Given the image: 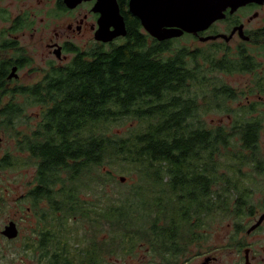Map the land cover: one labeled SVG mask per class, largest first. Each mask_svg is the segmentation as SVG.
<instances>
[{
  "label": "trees",
  "instance_id": "1",
  "mask_svg": "<svg viewBox=\"0 0 264 264\" xmlns=\"http://www.w3.org/2000/svg\"><path fill=\"white\" fill-rule=\"evenodd\" d=\"M58 10H66L62 1ZM132 17L124 16L127 34L120 43H93L86 50L70 44L71 60L46 74L43 96L31 99L41 110L38 128L23 138L11 132L12 139L17 152L36 161L35 195L51 198L52 191L55 214H67L62 220L85 215L93 223L97 218L83 211L81 195L112 181L117 170L136 179L123 194L101 201L120 208L98 210L100 219L129 223L134 236L146 234L149 220L197 221L202 228L209 215L222 214L227 200L239 195L225 169L230 161L254 162L261 125L236 114L235 129L210 127L204 117L211 109L223 111L220 104L231 99L210 90V75L224 70V63L210 66V44L192 48L157 41ZM1 107L0 125L6 128L21 111L11 101ZM124 119L140 126L126 135L113 133L111 127ZM9 158L0 160V169L11 165ZM153 207L156 218L149 217ZM183 227L161 229L173 237Z\"/></svg>",
  "mask_w": 264,
  "mask_h": 264
},
{
  "label": "flooded vegetation",
  "instance_id": "2",
  "mask_svg": "<svg viewBox=\"0 0 264 264\" xmlns=\"http://www.w3.org/2000/svg\"><path fill=\"white\" fill-rule=\"evenodd\" d=\"M60 1L64 6L63 0H55L57 10ZM129 1L116 0L126 34L124 16L127 19L133 16L140 24V20L129 11ZM147 1L158 3L160 0ZM51 2L52 0H0V109L13 100L31 101L43 96L39 91L43 90L41 84L46 79V74H50L56 66L67 64L73 57L68 49L74 43L67 34H82L93 38L97 30L100 15L92 12L95 0L81 3L72 10L64 6L66 10L61 13L69 17L65 20L66 31L61 33L55 31L52 20H45L42 16L44 8ZM85 4L89 5L86 12L76 16L71 14ZM149 6L151 5L146 7L149 14L161 15L160 4L152 5L153 11ZM225 6L221 17L212 21L206 30L196 34L182 33L178 38L162 42L173 44L179 39H187L192 48L210 44V66L216 62H223L225 65L224 70L213 73L232 80L228 84L222 81L220 87L210 90L217 89L223 95H230L231 99L227 101L229 103L242 99L247 103L243 106L237 102V106L231 109L224 107L222 112L226 115L227 123L211 126L228 132L235 129L233 122L236 114L247 121L257 119L261 129L256 156L251 160L257 162L261 171L264 169V162L259 160V142L264 132V115L253 114L261 112L264 101V0H253L236 8V0H226ZM141 29L149 36L142 26ZM26 35L38 37L36 41L42 48L38 67L35 65L37 62L33 63L35 59L32 51L27 46L25 49L22 46ZM124 37H118L111 43ZM207 37L210 40L203 41ZM93 43L98 42L93 39ZM12 70L14 76L9 77ZM40 72L41 76L38 75ZM23 73L27 77H22ZM243 76H248L247 80L241 79ZM18 106L22 113L19 104ZM36 115L39 116L38 113ZM3 126L0 125V131L4 129ZM23 127L19 125L16 128L23 132L26 128ZM37 128L36 124L34 129ZM23 137V134H19V138ZM239 146L242 148L240 143ZM28 155L25 154L26 157ZM2 176L4 175L0 174V180L4 179ZM36 176L35 172L31 174L28 183L23 185L24 190H21L10 205L14 215L0 230V264H264V191L258 201L252 190L245 188L237 190V197L227 200L223 213L218 214L227 221H210V248L207 246V254L204 256L200 244L203 238L208 237H199L197 221L187 223L149 220L145 223L147 230L144 236H134L133 229L128 227L129 223L106 221L110 232H114L112 236L102 235L100 227L95 237L70 236L67 230L70 219L62 220L61 218L67 217L62 211L55 214L53 192L49 191L51 198L35 195L38 192ZM0 191V202L5 204L4 197L9 192L7 188ZM117 208L120 207H109L110 210ZM157 209L153 207L154 215H150V218L157 217ZM98 217L101 218V215ZM10 223L15 225L17 231L14 239L1 234ZM172 224L185 227L176 231V236H163L166 229L161 227ZM14 241H18L17 250L10 247Z\"/></svg>",
  "mask_w": 264,
  "mask_h": 264
},
{
  "label": "rangeland",
  "instance_id": "3",
  "mask_svg": "<svg viewBox=\"0 0 264 264\" xmlns=\"http://www.w3.org/2000/svg\"><path fill=\"white\" fill-rule=\"evenodd\" d=\"M55 0H52L47 7L44 8V14L42 15L45 20L48 18L54 22V28L56 32H63L65 30V20L69 17V15L63 16L60 11L57 10L56 4L54 3ZM89 9V5L85 4L78 8L77 10L73 11L71 14L73 16H76L78 13H84ZM49 16V17H48ZM61 25L63 27H61ZM68 38L73 41L74 44L77 46H82L85 50L90 48L93 44V38H88L87 35H78V34H67ZM37 38H32L30 35H26V37L23 39L24 44L22 43V46L25 49V46L28 47V50L31 52L33 58L35 61L33 63H36V67H38L41 61L40 54H41V46L37 43ZM64 40V38H63ZM120 43V42H116ZM173 45L175 46H184V47H192V44L190 40L187 39H179L176 41ZM196 45V43L194 44ZM39 76L42 75V72L38 74ZM22 77H27L26 73H23ZM220 77V78H218ZM228 77V76H227ZM247 77H242L241 79H246ZM213 80V81H212ZM210 81L211 85L210 88L214 87H220L221 82L223 81L225 84H228L232 80H227L222 74L213 73L210 75ZM212 95V93H210ZM210 95V106H215V101L213 100L212 96ZM203 100L198 99V103L202 102ZM252 101V100H251ZM14 104H19L22 113L20 117L13 120V123L10 126H3L4 129H1L0 131V159L4 157L6 154L10 155L9 162L11 165L7 168L0 169V174L4 175L2 176L4 179L0 180V190H3L7 188V191L9 192L5 199V204L3 202H0V230L3 227V224H6V222L13 217L14 212L11 211L10 205L13 204L14 198L21 192V190H24V186L26 183H28V180L35 172V166L36 161L32 159L29 155L28 157L25 156L24 153H19L16 151L15 141L12 139L15 135V133H11L16 131L18 134H23V136L28 135L34 130V127H36V124L40 121L39 116L37 117V113L41 114V110L39 106H32L30 100H25L23 102H19L17 100L11 101ZM204 102V101H203ZM238 103H241V105L245 106L247 103L242 99L240 101H237ZM236 103H221L220 107H228L229 109L235 108L237 106ZM206 106V105H205ZM261 112L257 111V114L254 113L253 116H256L258 114L264 115V101L262 102V108L260 110ZM204 120L207 124L212 125H218V124H226V115L221 110H215L211 109L210 112L207 114V116L204 117ZM23 125L25 129H23V132H19L17 130V126ZM140 126L138 121L135 120H129L124 119L120 121L117 124H114L111 127V131L113 133H117L119 135H126L131 130L137 129ZM33 129V130H32ZM11 133V137H8L6 135V132ZM19 137V135H18ZM259 148H260V156L259 160L264 162V132L261 135V139L259 142ZM237 150V149H234ZM236 157H238V154H236ZM259 165L257 162H251L247 164L241 163V161H230L229 165L226 167L225 172L228 174V176L231 178V182H233L238 191H241L242 189L252 190L253 196H255V200L258 201L260 199V195L262 191H264V176L263 172L264 169L258 170L257 167ZM260 167V166H259ZM104 171L101 169V172ZM113 173L112 181L107 182L104 186H98V188L93 189L90 192H83L81 195L80 200H82L85 204L83 206V211L87 212L89 216L95 217L93 223H88L87 219L85 218V215H76L74 219H70V222H68L69 226L67 230L69 231L70 236H80V237H95L97 236L98 227L102 230V235H109L112 236L114 232H110V229L108 228V224L106 220H102L98 217L99 211L103 210L104 208L109 207L102 205L101 201H104L105 197L111 198L114 195L123 194L127 191V188L125 185H129V182L132 180H135L136 178L131 175L130 177H125L123 174L117 173V170H112ZM120 178H124V182L120 181ZM102 187V188H101ZM1 192V191H0ZM6 205V208H5ZM95 208L97 211H95ZM5 209V210H4ZM99 210V211H98ZM219 214V213H218ZM218 214H212L211 216H208V219L205 221V226L202 228H198V234L199 237H208V239L203 238L201 241V248L200 250L202 253H204V256H206V248L209 246L210 248V221L215 223H225L227 220H224V216L221 217ZM197 219V218H196ZM100 222V223H98ZM98 223V224H97ZM120 236V235H119ZM18 241H14L11 243L10 247L17 250ZM14 253V252H13Z\"/></svg>",
  "mask_w": 264,
  "mask_h": 264
},
{
  "label": "water",
  "instance_id": "4",
  "mask_svg": "<svg viewBox=\"0 0 264 264\" xmlns=\"http://www.w3.org/2000/svg\"><path fill=\"white\" fill-rule=\"evenodd\" d=\"M90 0H63L67 9H74L78 5ZM253 0H236V6H241ZM226 0H160L158 3L147 0H130L129 11L139 20L142 28L149 36L157 41L178 38L182 33H194L204 31L210 23L221 17L225 9ZM161 5V15L155 16L146 11L148 5ZM149 6L151 11L153 7ZM233 7V9H234ZM92 12L99 13L97 30L93 39L95 42L108 44L118 37L126 35L125 25L119 13L116 0H95ZM210 40V37L203 41ZM58 51V50H57ZM56 56L57 52H56ZM14 70L9 77L14 76ZM124 178H120L124 182ZM8 239L17 236L15 225H6L1 232Z\"/></svg>",
  "mask_w": 264,
  "mask_h": 264
}]
</instances>
